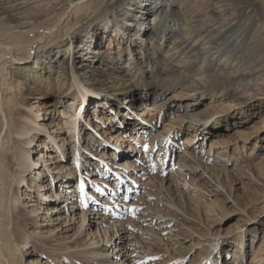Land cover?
I'll return each mask as SVG.
<instances>
[{"label": "bare ground", "instance_id": "1", "mask_svg": "<svg viewBox=\"0 0 264 264\" xmlns=\"http://www.w3.org/2000/svg\"><path fill=\"white\" fill-rule=\"evenodd\" d=\"M100 34L107 40L105 43ZM49 94L56 95L57 102L40 104ZM256 96L264 97V0H0V264H23L21 246L27 256H35L33 264H42L39 253L61 264H112L108 255L111 251H117V258L121 254V262L117 260L116 264H126L129 256L137 260L135 264H186L191 257L189 264H249L246 241L251 235L253 247L258 232L248 230L257 218L241 209L239 214L246 221L225 234L220 229L212 232L213 225H208V220L221 208V198L235 203L228 186L231 174L264 189L263 164L252 162L253 153L256 156L257 147L264 144V107L251 103ZM32 97L36 99L35 110L28 101ZM62 102L68 104L57 109ZM94 103L98 104L93 108L97 112L94 117L100 123L92 121L96 125L95 136L87 133L85 126L90 125L86 112ZM121 104L127 111L140 110L141 116L131 119L133 128L111 127L116 114L124 116V112L114 111ZM40 108H51V114L62 117L58 130L52 131L40 122ZM175 110L176 120L165 123L164 129L149 142L146 132L157 125L150 121ZM128 115L130 112L124 118ZM148 116L151 119L146 123L142 117ZM255 118V123L247 124V120ZM220 124L236 125L237 136L232 144L229 139L211 140L208 154L214 153V165L221 164L222 168L191 164L186 155L195 158L196 154L185 153L170 178L158 180L157 176L158 183L150 178L155 193L148 191L146 185L145 191L157 196L159 203L166 197L165 209L171 219L176 217L175 211L183 213L174 222L164 220L165 214L158 208L157 219L140 211L139 219L150 221V225L156 220V226L168 235L166 242L158 234L160 241H165L164 247L154 243L155 246L134 248L135 255L128 250L125 253L131 243L124 246L123 236L117 235L118 230L110 231V226L105 228L103 238L100 225L91 218L90 228L86 229L85 213L83 225L72 237L54 239L53 233L65 223L58 222L64 210L59 204L50 207L49 202H69L68 212L75 213L80 207L87 208L88 202L97 206L96 200L105 194L112 199L105 198L104 206L101 204L98 209L130 206L129 189L135 188L133 184L128 188V181H123H134L136 170L153 171L150 163L146 165L148 159L142 157H149L154 148L160 152L163 149L161 162L168 166L169 160H164L168 154L174 157V141L178 142L180 136H184L186 148L194 150L200 140L218 137L223 131ZM64 130L69 132L60 134ZM107 134L111 143L106 146L98 137ZM36 138L44 150L34 153L39 156L34 162L32 152L36 146L32 144ZM241 149L251 151L249 162L242 166ZM117 153L118 162L114 164ZM70 155L79 165L73 174L70 172L75 161L70 164ZM90 157L110 162L102 169L97 167L100 173H94L90 172ZM231 160L235 164L229 170ZM39 163L37 176H32L33 166ZM51 165L56 173L50 171ZM109 170L119 179L103 175ZM208 170L209 178L204 176ZM159 171L163 173L164 169ZM93 173L95 176L90 178ZM89 180L101 183V187L96 184L88 191ZM35 187L41 194L27 201L26 196ZM186 189L197 197H187ZM49 196L54 200H48ZM142 202L145 205L146 200ZM136 204L131 203L132 210L141 206ZM97 223L104 224L101 220ZM95 226L93 233L90 229ZM80 228L88 230V242H78L84 241L82 238L68 241L79 234ZM202 229L209 237L201 234ZM204 236L210 239H203ZM258 242L250 264H264V235ZM191 248L201 251L187 257L193 252ZM231 252V262H223L225 253Z\"/></svg>", "mask_w": 264, "mask_h": 264}, {"label": "rangeland", "instance_id": "2", "mask_svg": "<svg viewBox=\"0 0 264 264\" xmlns=\"http://www.w3.org/2000/svg\"><path fill=\"white\" fill-rule=\"evenodd\" d=\"M102 37H103V35L100 34L99 38L102 39ZM101 41H102V43H105L107 40L104 38ZM43 99H45V100H41L42 102L39 101L40 104H45L46 105V104H49L50 102H57L56 101L57 100L56 95H53V94H49L47 96H44ZM28 101H30V104L29 105H32V107H34V110H35V108H36V99H34L32 97V100H28ZM64 103L65 102H62V104L56 106L57 109L63 107L62 105H64L66 107V105L68 103L67 104H64ZM251 103L256 104V105L262 104L263 106L262 105L261 106L264 107V97L256 96V97L253 98V100L251 101ZM95 104L96 103H94L93 105H90L91 106L90 109L88 110V112H86V115L89 117V118L88 117L86 118V121L88 123H90V125L89 126L85 125L86 126V129H88V130H86V132L88 131L87 133L93 134L94 136H95V134H97V132H95L96 125L94 123L100 124L99 121H97L95 119V117H94L95 113H97V112L94 111L93 108L96 109V107H98V104H96V105ZM106 106L107 105H105V108H106ZM40 109L42 111H44V112L41 111V113H40V115H41V121L40 122L42 124L45 123V124L49 125L50 126V130L52 129V131L58 130L59 127H57V124L59 123V121L62 120L61 119L62 117H58L57 115H54V113L51 114V111H52V110H50L51 108H48V109H45V110L42 109V108H40ZM79 109H80V107H79ZM107 109H109V108H107ZM124 109H125L124 105L121 104L120 108H118V107L117 108H114V111L115 112L120 111V113H123L124 112L123 113L124 116L127 115V113L130 112L131 116L128 115V117H126V118H130V119H126V118H124V116L122 117L121 116L122 114L119 116L118 114L115 113L116 114V118L114 120V124H112L111 127H113V126L114 127L115 126L116 127H119L121 125V127L122 126L123 127L128 126L129 129L130 128H133L132 127V123H131V121H132L131 119H133V118L134 119L139 118L137 116H141V113L139 115L140 110H138L136 108L135 110L134 109H130V110L127 111V110H124ZM176 111L177 110L171 112L170 115H168L166 117L164 115L161 117V115H160V116L156 117L155 120H152V121L149 120V118H150L149 116L146 119L144 117H142L144 120H146V123L149 122V121L152 122L153 124L154 123H157V125L155 127H152L153 130L150 133L149 132H146V137L150 138L149 142L151 141V139L155 138L159 134V132H161L164 129V125H166L167 123H170V122H173L174 120H176V116L174 114ZM31 114H32V112H31ZM160 117H161V119H160ZM43 119H45V120L43 121ZM90 119H92V120H90ZM257 120H258L257 118H255V119H249V120H247V121H249V122H247V124L255 123V121H257ZM92 121H94V123ZM220 125H221L220 127L223 129V131L219 132V134H218L219 136L218 137L212 136L211 139H206V140H204V142H203V140H200L198 142V144H196V146L194 147V150L193 149H187L186 146L183 144L184 143V140L183 139H185L184 136L183 135L180 136L178 142L177 141H174L175 142V144H174V146H175V149H174V151H175L174 157H171L170 158V155L169 154L167 156V159L169 160L168 161V166H167L166 162H163V161L161 162V160H162L161 159V155L163 153V149L160 152V149L159 148H158V150H156V148H154L156 150V152L153 149L152 150L153 153H152V151L149 152V157H146V155H145V157H142V158H147L148 159V162L146 163V165H148L150 163L151 164V167L153 168V171H150V172L140 171V172H138V170H136L137 173L134 172V174H135L134 181L132 179H129V178H126L123 181L124 183H126L128 181V183H127L128 184V188H129V186H132V184H133V187L135 189H132V190H131V188L129 189V195L130 194H132V195H130V197L128 198L127 203H130V206H125V207L122 206L121 207V205H117V207H115V208H117L119 212L116 213V214L114 213V211H116L117 209H112V208L110 209L109 206H105L106 207L105 210H102V209H98L97 208V207H100L101 204L103 203V201L106 200L105 198H110L111 197V196L109 197V196H107L105 194H103V196L102 195L101 196L99 195L101 198L99 200L98 199L96 200L98 202V205L97 206H92L90 204V202H88V207L87 208L80 207L77 210H74V211H76L75 213H72V212L69 213L68 212V210H69L68 207L71 205V204H69V202H68V204L66 202L65 203H63V202L60 203L59 202V203H56V204H52V203L49 202L48 205L50 207L59 204L62 207V209L64 210V214H65V215L62 214V220H59L58 221V222H65V223H62L63 225L60 226L59 229H57L53 233L54 239H59V240L60 239H69L70 237H72L73 234L76 231H78L79 225H80V227L83 225V223H82L83 222L82 216L85 213L87 215V217H86L87 218L86 219L87 222L84 223V227L86 229H89L90 228V226H89V218H91L93 221H96V224L97 225H100L99 228L101 229L100 231L102 232L103 238L105 237L104 236V230H105V228H107V227L109 228V226H110L112 228V229L110 228V231H117L118 230L119 233H117V235L119 236L121 234V236H123V244H124V246L126 244H128V243H131L130 247H128V249L125 250V253H127L126 251L128 250V252L133 251L134 252V255H135L136 251L134 250V248L141 247V246L143 247V246H147V245L155 246L156 244H154V243L161 244V246L164 247L165 246L164 245L165 241L168 242L167 241L168 235H166V234L164 235V233H162V230H160L162 228H159V225L156 226V223H155L156 220L154 221V223H151V225H150L149 224L150 221H145V220L139 219L138 217L141 216V212L140 211H147L146 212L147 215H152L153 214L152 217L154 219H157V217H156L157 214H156L155 208H158L159 210H157V211H161L163 214H165V215H163L164 216L163 217L164 220L165 219H167V220H173V219H171L173 217H171V213L168 212L165 209V207H166L167 204L165 203L164 200L166 199V197L163 196L162 197V200H160V203H159V201H158L159 198H157V196H155V197L154 196H149L148 195V192L145 191L146 185L148 184L147 185V188H150V189H148V191L151 190V189L154 190L155 189V186H154V183L152 182L153 179L155 180V182H157V180H156L157 179L156 178L157 176H159L158 177V180H160V178H163V179L170 178L171 177L170 175H172L173 173H175L174 171L177 170L176 167H178L177 166V163H178V160H179L180 156L183 155V154L185 155V153L191 155V153L194 152L193 155L196 154L195 155V158L194 157H190L189 155H186L187 157H189V161H191V164L192 163H194V164L200 163L201 165H203L202 167H207L208 166V168H212L214 166H219L220 168H222L220 166L221 164L214 165L215 160H217V159H215L216 156L214 155V153H212L210 155L208 154V150H209L210 145H211V140L213 139V141H215V142H217V141H224V142H226L229 139L230 142L232 141L231 142V144H232V143H234L233 142L235 140L234 138H236L237 136L235 134L236 125H234V124H232L231 126H226L224 124H220ZM101 126L103 127V125H101ZM148 126H150V123H148ZM157 127H158V129L154 130V128H157ZM174 128L177 130L179 127L176 126ZM65 132L68 133L69 131L64 130V131L60 132V134L63 135ZM100 133L103 134V131H101ZM57 134L58 133H54V135H57ZM41 135L42 136L44 135V137L46 138L45 134H41ZM44 137H42V139H45ZM102 137H104V138H102ZM98 138H101V141H102L101 142V141L98 140L99 141L98 142V146H101L100 145V142L102 144L106 145V146L111 143V141L109 139L110 138V135H108V134L107 135H104V136H100ZM39 141H40L39 138H38V140L36 138L34 140L33 144H32V147L36 146V149L34 148V152H32V161L34 160V162H35V160H37L39 158V156L37 154H34V153L36 151L38 153L39 151H43L44 150V149L41 150V146H39V144H38ZM177 143H179L180 146H178L179 144H177ZM73 145H75V144H72L70 146H73ZM202 145H204V146H202ZM166 146H167V148H166ZM166 146H165L166 149H169L170 148V146L168 144H166ZM262 146H263L262 148H261V146H259V148L257 147V150L259 149V151H258V153L256 151V156H254L255 153H253V156H252L253 161L252 162L254 164H259L261 166L263 164V167H264V144ZM102 147H104V146H102ZM102 147L100 149L98 148V150L99 151H102ZM155 147H158V146L155 145ZM127 148H129V147H126L125 148L126 151H127ZM131 150H133V149H131ZM198 151H202L203 153L200 154ZM69 152H71V149L69 150ZM230 152H231V150H230ZM239 152H240V159H241V163H242L241 166L242 165H246L249 162V160L247 159L249 157L248 156V152L250 154L251 151H249V149H248L247 151L244 152L241 149V151H239ZM241 152H242V154H241ZM48 153H50V152H48ZM91 154L92 153L90 152V156H91ZM119 154L117 153L116 156H115V158H114V156H111L110 155L111 158H114L113 161H112V163L118 162V156H119ZM122 154H123V152H122ZM134 154H135V152H134ZM74 157L75 156H71L70 155V158H69L70 164L73 163V160L75 161ZM139 158H140V156H139ZM149 159H150V161H149ZM87 160H89V159H87ZM63 161L66 162L67 160H63ZM91 161H92V164H90V165L92 167L90 168V172H94V173H95V171L97 173H100L101 171L100 172L98 171L99 168L102 169V167L104 166L105 163L110 162L109 159H104L103 160L104 162H103L102 160H99L96 157H92L91 160H89V162H91ZM98 161H100V163ZM77 162L78 161H75V163L72 164V166H71V169L72 170L73 169L75 170V167L78 165ZM114 164H112V168H115L116 169V167L114 166ZM234 164H235L234 160H231V162L229 163L228 169L231 170V168L234 167ZM98 165H100V166H98ZM39 166L41 167V164L40 163L39 164H35L33 166V172L31 171L33 173L32 176H37V175H35V173H38L36 171L39 168ZM87 167L89 168V164H88ZM97 167H99V168H97ZM43 168H44V165H43ZM43 168H41V170H43ZM159 168L164 169V172L163 173H160ZM199 169H201V168H199ZM54 170H55V166L50 171H54ZM74 170L71 171L70 174H73ZM54 173H56V170L54 171ZM94 173L93 174H90V178H93L95 176ZM209 173H210V171L208 170L207 173L204 174V176L207 177V178H209V176H208ZM115 174H116L115 172H114V174L111 173L110 170H109V172L107 171L106 173H103V175H106L107 177H111L113 179H114V177H116V176H113ZM176 177H177V175H176ZM150 178L151 179L153 178V179L151 180ZM183 178L184 177H182V179ZM231 178H232V182L228 186H231L230 187V190L232 192L231 195H232V198L235 200V203H233L231 199L230 200H223V198H221V200H220L221 201V208L218 210V211H220V213L217 211L214 214V216L211 217L210 220H208V225H211V226L213 225V227L211 228V231L212 232L213 231L215 232L216 230L220 229L221 234H225L228 231L233 230V227L235 225H239V224L243 223V221H246L245 217L243 216L244 219H242L241 215L239 214V211L241 213V209H245L247 211V213L249 214L250 217L257 218L256 219V222L254 221L253 223L249 224L250 230H248V231L258 232V235L261 238L262 235H264V213H263L264 210L262 209V206H264V204L261 203L262 201H264V189L261 186L258 187V185H256V183L252 182L251 180H248V179L241 178V177L237 176L235 173H234V175L231 174ZM117 179H119V177ZM77 181H78V179L76 180V182ZM129 181L132 182V183H130ZM92 182L93 181H90L89 180L90 186L88 188V191L92 190V186H96V184H97V187L98 188L101 187V185H100L101 183H96V182H93L92 183ZM115 183H118V181L115 182ZM119 183H121L120 180H119ZM180 183H182V182H180ZM54 184H56V182ZM197 184H200V183H197ZM213 184H214V181L211 183V185H213ZM240 184H241V186H240ZM24 189H26V186L24 187ZM163 189H164L163 190L164 191L163 194H165L166 193L165 188H163ZM136 190H137V192H135ZM186 190H185V193H186L187 197H197V194H194V193L192 194L191 192H188L189 190H187V191ZM42 191L47 192V193H50V194L52 193V191H50V190H42ZM93 192H96V194H97L98 191L94 188ZM155 192L156 191L154 190V193ZM30 193H31L30 196H26V197H28L27 198V201H33V200H35L37 198L36 196L38 194H41V191H40V189H38V187H35V188H33L32 191H30ZM226 193H227V190H226ZM141 198H143L144 201L146 200L145 205L142 202L143 199H141ZM258 198H261V199H259V202H258ZM110 199H112V198H110ZM149 199H150V201H149ZM48 200H52L53 201L54 199H53V197L49 196ZM209 200L212 201V198H210ZM74 202H77V201H74ZM147 202H148V204H147ZM131 203H134V204L140 203L141 204V206L138 204L139 205V207L137 208L138 211L133 212V210L131 209ZM148 207H151L153 209H147ZM172 209H174V208H172ZM232 209H233V211H232ZM66 210H67V213H66ZM229 210H230V212H229ZM70 211H71V209H70ZM175 212H176L177 215L174 213V215L176 217H174V220L173 221L174 222H178L183 217V213L182 212H179V211H175ZM154 213H155V216H154ZM168 214H170V215H168ZM113 216H115V217H113ZM66 217H67V219H66ZM111 217H113V218H111ZM152 217H150V218H152ZM99 220L103 221L104 224L102 225L100 223H97ZM260 220H262V222H260ZM231 222H232V224H231ZM152 224H153V226H152ZM29 228H30V226H29ZM41 229L42 230H47V227H42ZM90 230L93 231V233L96 232L97 226L94 227V230L93 229H90ZM202 230L200 231L201 234L206 235L207 237H209L207 235V232L204 231V229H202ZM32 231L33 230H31L29 232L31 233ZM160 231H161V233H160ZM175 231H177V230H175ZM38 232H40V231H38V228H37L36 235H38ZM87 232H88V230H87ZM87 232H85V229H81L80 228L79 234H77L75 237H73L72 239H70L68 241L75 240L77 238H82V239H84V241H78V242H82V243L83 242H88V240L90 239V237L87 236ZM158 234L160 236L164 237L165 241H160V238H159ZM170 234H173V233H170ZM84 235H85V237H84ZM258 235L256 236V239H255V242L253 244V247H252V238H251V235H249V237H247L248 240L246 241V243H247V246H248L247 251H248L249 254H248V257L246 258V262L249 263V264H250V261H251L253 255L255 254V247H258V245L260 243V242H258V241H260V238H258ZM57 236L58 237H61V238H58ZM206 236H204L203 239H210V238H207ZM138 237H140V238H138ZM170 241L171 240H169V242ZM132 242H134V243H132ZM178 242H179V240H178ZM188 243H187V245H189ZM132 246H134V247H132ZM20 248L22 249V255L25 254V256H22V263L23 264H33L34 261H35V259H36L35 256H31L30 254H28L29 256H27L26 255V251L23 249V246H21ZM191 249H192V251L194 250L193 248H191ZM33 251H34V249H33ZM102 251H104V253H105L106 250L104 248H102ZM140 251H142V249ZM199 251H201V248H198V250L195 251V252L193 251V252L188 253L187 257L193 255V253L194 254H197V253H199ZM133 252H131V253H133ZM116 253H117V251H115L114 253H112V251H111L108 254L109 257H110V259H111V261H112V264H114V263L116 264V261L117 260L119 262H121L120 261L121 260V256H120L121 254H119V257L117 258ZM38 255L40 256V261H42V264H61L59 261L58 262H56V261L53 262L46 255L41 256L40 253ZM232 255H233L232 252H231V254L225 253V258H224V261L223 262L230 263L231 260L233 259V256ZM20 257H21V255H20ZM139 258H141V257H139ZM191 259H192V257L188 260V262L186 264H189L190 261H191ZM136 261L137 260L135 258L129 256V257L126 258V262L125 263L126 264H135ZM63 263H65V262H63ZM142 263L144 264L143 261H140L139 262V264H142Z\"/></svg>", "mask_w": 264, "mask_h": 264}, {"label": "snow or ice", "instance_id": "3", "mask_svg": "<svg viewBox=\"0 0 264 264\" xmlns=\"http://www.w3.org/2000/svg\"><path fill=\"white\" fill-rule=\"evenodd\" d=\"M99 190V189H98ZM138 211V209H134L133 212Z\"/></svg>", "mask_w": 264, "mask_h": 264}]
</instances>
